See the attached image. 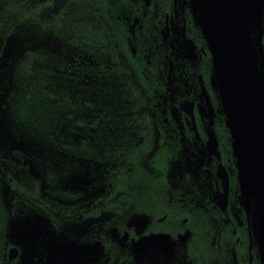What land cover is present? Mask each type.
I'll return each mask as SVG.
<instances>
[{
	"label": "rangeland",
	"instance_id": "rangeland-1",
	"mask_svg": "<svg viewBox=\"0 0 264 264\" xmlns=\"http://www.w3.org/2000/svg\"><path fill=\"white\" fill-rule=\"evenodd\" d=\"M47 1L51 0H0V264H91L103 251L93 235L103 230L113 237L108 214L71 220L51 207L73 212L89 206L106 192L110 175L121 167L113 158L117 148L111 140L133 116L128 111V82L119 72L122 54L115 51L118 46L101 49L73 43L78 22L96 27L103 19L100 9L86 0H52V7L39 17L43 26L20 22L23 7ZM108 5V19L115 22L119 8L112 0ZM124 24L125 35L131 36L135 23ZM124 24L119 25L121 31ZM174 28L173 54L189 60L183 32ZM27 55L34 62L24 77L18 67ZM182 108L192 114V104ZM199 110L213 121L204 93ZM123 140L127 149L133 147L124 135L121 148L126 146ZM216 143L211 134L207 153L216 151ZM7 177L27 188L38 181L43 201L51 207L23 199ZM225 198L226 193L218 203L221 209ZM133 222L139 231L146 226L140 217ZM161 240L142 241L137 248L145 252L149 245L158 247L170 258L173 244Z\"/></svg>",
	"mask_w": 264,
	"mask_h": 264
},
{
	"label": "trees",
	"instance_id": "trees-1",
	"mask_svg": "<svg viewBox=\"0 0 264 264\" xmlns=\"http://www.w3.org/2000/svg\"><path fill=\"white\" fill-rule=\"evenodd\" d=\"M84 1L76 0L78 3ZM187 1V8H179L178 13H174V0H151L152 4L149 7L144 0H115L119 8H116V12L119 14L117 20L111 22L106 13L108 6L110 7L109 0H86L88 4L100 9L98 15L103 18L102 22L96 27L85 22H78L74 26L73 43L77 46L86 45L101 49L118 46L115 51L122 54L119 60V72L123 77L122 81L128 82L130 105L128 111L133 116L126 126L119 128L116 139L111 140L114 150L117 148L113 158L121 167L110 175L104 196L94 200L89 206L66 212L57 207L52 208L43 201L41 184L38 181H34L33 188H27L10 177L6 178L12 189L23 199L39 203L44 208L51 207L61 218L95 219L104 212L117 208L119 216L112 226L118 228L121 235L129 232L125 223L131 217L136 215L143 218L148 214L150 203H152L151 209L158 211L156 215H161L160 211H165L173 219L188 218L189 223L186 228L190 231L192 240L185 248L177 250L173 258L174 263L170 260L150 262L143 252L133 249L123 251L97 234L95 237L102 238L104 246L100 264H215L209 261V257L231 264L233 250L237 253L239 264H249L245 259L249 239L233 217V210L238 207L235 195H231L227 214L228 223L222 224L216 231L208 228L206 222L198 219V216L194 218L192 215H187V212H182V209H178L180 215L176 217L170 214L175 209L171 210L170 206L163 207L165 205L163 194L176 192L169 179L168 167V152L172 150V146L175 145L176 148L178 144L177 126L172 120L171 113L174 108H179L186 102L198 104L203 91L207 93L214 111L213 125L210 128L218 138L220 152L232 175V193L238 190L239 182L236 178L232 139L218 91L213 86L214 71L210 51L197 23L199 13L191 0ZM52 2L51 0L42 4L30 3L23 7L20 10V22L39 23L43 26L39 17L52 7ZM167 18L184 28L185 38L194 44L196 59L193 62L180 59L176 61L169 41H164ZM125 19L137 23L131 36L125 35ZM122 23L124 29L121 31L119 25ZM250 28L252 38L255 39V22ZM27 56L18 67L19 75L24 77L30 75L34 62L32 55ZM171 64L173 73L168 86ZM179 113L182 114V110L179 109ZM198 128H203L199 120ZM124 135L132 144V148L127 149L126 140H123L126 144L125 149L120 147L119 142ZM159 203L162 204V208ZM183 207H186L185 204ZM133 232L132 230L130 234ZM164 232L172 234V230L167 228ZM214 236L215 242L212 239ZM253 264H258L255 254Z\"/></svg>",
	"mask_w": 264,
	"mask_h": 264
},
{
	"label": "flooded vegetation",
	"instance_id": "flooded-vegetation-1",
	"mask_svg": "<svg viewBox=\"0 0 264 264\" xmlns=\"http://www.w3.org/2000/svg\"><path fill=\"white\" fill-rule=\"evenodd\" d=\"M112 2L115 5V0H113ZM144 2L147 4L148 7L152 4L151 0H144ZM187 4V0H174V13H178L179 8H187ZM119 20L121 21V19ZM125 20L130 22L129 19ZM136 24L137 23H135V25ZM249 24H251L252 26V24H254L253 20H249ZM174 27L183 32V43L190 49V47H192L194 44L185 38L184 28L182 29L174 21H169L168 18L165 22L166 34L164 41H169L170 48L173 51L172 40L173 31L175 29ZM253 41L258 52H260L262 59V56H264V35L261 40L256 37L255 39L253 38ZM195 59L196 51L194 58L187 61L193 62ZM178 60L179 58L176 57V61ZM172 73L173 65L171 64L170 74L167 83L168 86H170ZM262 73H264V66L262 68ZM177 85L181 87L180 83L178 82ZM186 103L193 105V108L191 109V115L188 113L187 110L182 108L183 104H181L179 108H175V110L177 111L176 113H171L172 120L177 126L176 132L178 134V144L176 145V148L175 145L172 146V150L168 152V167L170 168L169 179L173 183L176 192L163 194V196L165 197V205L163 207L170 206L171 210L175 209L170 214L175 215L176 217L180 215L178 213V209H182V212H187V215H192L194 218L198 216V219L206 222L208 228L216 231L219 226L228 223L227 214L230 205L231 195H235V200L237 201L238 207L233 210V217L237 225L241 228V231H245L247 239H249V248L247 257L245 259H247V262L249 264H253L255 254L258 264H261L260 255L262 251V245L260 243L262 241V228L261 220L257 212L255 202L254 200H251L248 206L243 203L240 198L241 192L239 182L238 190L235 193H232V175L230 173V170L228 169V165L225 164L224 158L220 152L218 138L210 128L213 125V121H209L208 119L204 118L202 116L201 111L199 110L200 99L198 104H195L194 102ZM179 109L182 110V114L179 113ZM198 120L203 126L202 129L198 128ZM211 134L214 135V139L217 142V148L214 153H207L205 149L206 145L210 141ZM159 148L163 149L164 147ZM236 178L238 181V172L236 173ZM227 184L228 189L226 191ZM225 193V208L221 209L218 203H220L221 195ZM104 194L97 197L95 200L104 196ZM184 204L187 208L183 207ZM250 204L251 206H253V209L251 208ZM159 205L162 208V204L159 203ZM172 205L174 207H171ZM151 208L152 203L149 204L148 214L142 218L143 221H146L145 228L142 231H139L141 229L135 227V222L133 221L134 218H136L137 216L134 215L128 222L125 223L129 232L124 235H121L118 228H114L112 226L114 220H116L119 216L118 209L115 208L108 210L107 212H104L101 216H98L95 219H99L103 215L107 214L109 216H112L109 228L111 229L110 234L113 235V237L111 236V239H109L106 234L102 232L103 230L97 232V234L105 237L107 242H111L113 246H116L117 248H120L123 251H129L131 249L139 251L137 247L139 246L140 242L145 241L146 243L149 242V244H152L154 240H161V237L168 236L171 241L170 243L173 244V254L170 258L163 252L160 253V251H158V247L150 245L146 247L149 251L146 250L145 252L143 251V253L146 255L147 260H149L150 262L156 263L170 260V262L174 263L175 261L173 258L177 250L185 248L186 245L192 240V235L190 234V231L186 228L189 223V220L188 218L173 219V217H170V215L168 213H165V211H160L159 214H161L162 216L156 215L158 211H153ZM253 212L254 217L253 215H251V213ZM252 223H254V225H252ZM165 228L172 230V234L164 232ZM132 230L134 232L130 234ZM106 232L109 233V231ZM112 238L114 240H112ZM92 239L94 242L99 243L103 251L99 259L96 262H92L91 264H100L102 254L104 253V246L102 244L103 239L99 238V236L95 237L94 235ZM212 239L215 242L216 237L214 236ZM120 242L124 244L123 247L121 246ZM238 242L239 240H237V243ZM164 243L166 244V242ZM231 254V264H239L237 253H235L233 250L231 251ZM208 259L211 263L215 262V264H228V262L223 263L221 260L214 259L212 257H209Z\"/></svg>",
	"mask_w": 264,
	"mask_h": 264
},
{
	"label": "water",
	"instance_id": "water-1",
	"mask_svg": "<svg viewBox=\"0 0 264 264\" xmlns=\"http://www.w3.org/2000/svg\"><path fill=\"white\" fill-rule=\"evenodd\" d=\"M191 2L199 13L197 23L212 58L213 86L218 91L232 139L240 198L246 206L254 200L261 220L260 260L264 264V56L261 59L249 24V20L255 22L256 37L261 40L264 0ZM193 46L189 49V60L195 56ZM161 239L166 244L171 242L168 236Z\"/></svg>",
	"mask_w": 264,
	"mask_h": 264
},
{
	"label": "bare ground",
	"instance_id": "bare-ground-1",
	"mask_svg": "<svg viewBox=\"0 0 264 264\" xmlns=\"http://www.w3.org/2000/svg\"><path fill=\"white\" fill-rule=\"evenodd\" d=\"M261 244V243H260Z\"/></svg>",
	"mask_w": 264,
	"mask_h": 264
}]
</instances>
